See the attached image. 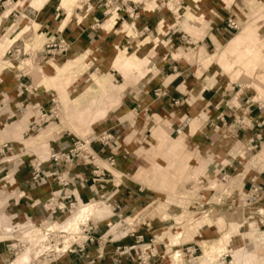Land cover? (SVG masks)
Listing matches in <instances>:
<instances>
[{
    "label": "rangeland",
    "instance_id": "1",
    "mask_svg": "<svg viewBox=\"0 0 264 264\" xmlns=\"http://www.w3.org/2000/svg\"><path fill=\"white\" fill-rule=\"evenodd\" d=\"M28 1L26 3L19 1V5L24 3L25 6ZM34 1L39 7L40 0ZM78 1L85 3V0H76L74 5L77 8L80 7ZM123 1H127L124 5L131 9L136 6L132 12L136 14V18L132 17L127 21L123 18L122 21L125 24L124 27L128 26V28L136 31L135 37L141 32L140 30L137 31L134 24L139 19L140 11L141 13H149L147 11L155 7L158 9L157 13L160 14L159 18L152 24L153 28H148L149 30L146 33L143 32L141 37L145 38L152 34V37L149 38L151 40L152 38L156 39L155 51L148 54L150 58L148 68L156 70L157 63V66H160V63L166 64L167 61L183 62L188 70L186 77L194 83L197 93L199 89L211 93V96L209 95L207 98L211 105H217L224 93L223 99L224 102H227L223 103L225 107L240 105V100L237 97H240L244 92L236 93L237 86L234 84H237L238 87L244 88V91L255 92L251 95L245 94L242 103L249 100L252 104L250 109L252 107L261 108L264 113V0H225L229 1L228 4L224 3L223 0L221 3L220 0H200V3L203 4L202 7L198 0H189L194 2L190 8L187 7L188 0H178L177 3L182 9L187 7L189 10L180 9L173 15L167 11L171 7L170 5L174 4L173 0H130L133 1V5L128 2L129 0ZM118 4L107 6V9H104L103 1L99 2L101 8L99 20L116 19L114 10ZM13 5L9 2L3 4L4 9L0 7V10L5 13L12 11L10 19L11 24H14L10 30L6 29L8 25L0 30V70L13 71L15 84L11 87L17 96L15 103L17 107L22 106L27 110L24 114L17 113L16 117H13V114L6 107L7 97H0V101L4 104V108H0V180L5 177V174L15 163L22 162L26 157L37 162L49 159L52 154L67 149L77 139H92V144L96 143L111 151L110 149L116 146L117 143L115 146L113 143L117 142L120 133L113 135L105 131L101 120L109 113L111 106H117L120 103L119 100L117 104L109 105L112 101L108 100L112 98L109 94L114 91L112 85L106 84L104 86V94L108 95V99L105 101V97V102L100 101L105 105L107 103L110 107L105 115L96 122L84 121L78 115L76 116L77 119H75L76 117H67L64 113L66 108L72 107L75 103L89 106L88 102H84L87 99L83 95L85 96L88 92L91 94L99 93L98 84L95 82L96 78L101 80L100 78L107 77L113 84L117 85L120 82H126L122 75L110 68H107L106 71L97 67L95 62H91L93 56H87L88 54L82 55L76 60L75 57L62 55L36 62L34 53L40 47H36V45L30 47L29 42H27L31 24H27L22 15L18 16L16 13L18 10ZM29 5L32 6L31 2ZM198 6L199 11H195ZM32 7L34 8V6ZM194 7L196 8L194 9ZM103 10L112 13L108 14V17H103ZM220 11L229 14L227 18L225 17L224 22L226 19H233L236 22L238 28L235 32L230 34L224 32L222 30L224 22H221L222 25H217L221 18ZM120 13L124 12H116L118 17ZM12 15H15L16 18H13ZM158 20H162V23L159 27H155ZM100 24L101 21H98L95 26L99 27ZM15 27L20 28V33L13 39H18L16 47L7 39L8 36L14 37L13 30ZM217 29H219L218 33L222 31L223 35H218L216 42L212 37H208L210 44L205 36L209 33H216ZM15 30L14 32H17ZM209 30L211 31L209 32ZM166 32H168L167 38L172 35L171 39H175L173 40L174 43L163 42L162 36ZM14 48L19 49L18 55L12 53ZM230 49L232 50L229 51ZM22 52L28 56H21ZM126 52L128 55H132V51ZM117 53L116 51L111 62L116 60ZM107 66H110V62ZM151 73L153 72L151 71ZM0 83H4V81L0 80ZM134 83L132 80L127 81L129 87ZM224 88L227 89L228 93L223 91ZM126 91L124 89L122 92V99L125 97ZM40 93L49 95L47 97L49 101L46 107L38 109L34 107L32 98L45 99V95L39 97ZM99 96L100 94L94 96L95 101H99ZM114 96L117 97L118 95ZM98 106L93 105V110ZM20 116L22 117L20 118ZM233 119L229 118L230 122L225 120L224 124L220 122V118L218 119L223 132L228 130L231 133L234 132V129H225L232 125ZM154 120L156 119L154 118L152 121L156 126L155 129L151 131L152 123L144 122L137 135L136 145L140 149L139 151L147 150L144 155L139 156L147 167L143 170L147 172L134 179L143 189L150 191L149 194L151 195L135 211L143 208L140 213L145 219V225H149L150 220H159L164 223V229L153 234L155 243H159L161 247V252H156L157 257L150 260L148 264H168L167 258L174 253L179 255L176 264H194L196 258L201 257L204 260L203 264H211L210 262L212 264H264V207L261 209L256 207L257 204L250 205L244 201V195L249 186H256L254 180H252L253 182L249 180L251 179L250 173L260 169L264 174V134L260 132L263 126L260 128L253 127L254 137L255 135L258 137L250 142L251 150L247 145L243 146L233 140L228 141L230 139L228 136H231L229 134L227 139L222 140L225 150L222 153L224 154V156L222 155L224 161H220L219 157H216L211 151L202 153L201 159L198 160L197 154L187 143L189 133L177 137L180 133L179 129L163 120ZM79 121L81 124H78ZM209 121L210 119L207 122ZM192 122L197 127L195 120H192L189 126ZM19 123H21L23 131H18L19 127L14 126ZM48 127H52L55 133L47 134L45 143L38 144L39 142H37L32 146L25 145V148L22 143L26 144V141L22 138L37 136L44 130L46 131ZM233 127L235 128L236 124ZM204 131L206 135L209 134V138L213 142L212 136L219 134L220 127L215 132L213 126L210 127L208 123ZM223 132L219 135H223ZM152 133L158 141L156 147L149 139ZM109 135L112 137L111 140L107 138ZM8 137L13 139H8ZM55 137L58 140H54ZM208 153L213 155L207 158L208 160H202ZM241 153H244L242 157H240ZM236 163H239L241 168ZM93 164L95 167L87 166L96 172V176H93L94 181L90 185H96L98 192L95 193V197L92 196L83 202L95 203L107 200L111 217L103 218L100 222H98L99 220L95 221L94 218H89L85 223L78 224L79 226L73 232L70 230L47 232V228L54 223L65 224L68 222L72 212L78 209L81 201L69 197L64 205L65 209L60 213L55 212L50 218H43L36 223L14 220L22 223L20 226L24 225V227L17 229L19 224H12L13 226L7 227L11 230L8 233H5L3 228L0 229V243L5 245L8 251L5 264H16V261L27 252L33 257V260L28 264L59 263L60 259L70 251L76 250L77 255L81 256L87 250L99 251L107 240H116L127 237L130 233L133 234V217L129 222L127 219H123L119 213L120 204L111 201L109 196H105L103 193L105 185L117 186L119 175L113 167L107 165L104 159L95 156ZM227 165H230V169L236 168L235 171L233 173L231 170L227 171ZM238 173L242 174L235 177ZM174 175H182V178L180 180L176 178L173 181ZM242 181H248L250 185L240 187ZM2 184L3 182H0V187ZM43 206L50 212L51 207H48L46 202ZM260 211L262 212L260 213ZM218 216L221 220L217 218ZM255 217H261V224L255 223ZM136 224L137 221L134 225ZM225 234L228 235V239L223 238L222 235ZM174 236H178L177 241H173ZM35 238H39L41 241L38 243L30 240ZM147 242L144 241L143 243ZM203 245L212 248L208 256L204 255ZM185 249H189V252L193 249V253H185ZM207 258L210 261L206 260Z\"/></svg>",
    "mask_w": 264,
    "mask_h": 264
},
{
    "label": "crops",
    "instance_id": "2",
    "mask_svg": "<svg viewBox=\"0 0 264 264\" xmlns=\"http://www.w3.org/2000/svg\"><path fill=\"white\" fill-rule=\"evenodd\" d=\"M19 1H24V3H26L27 0H0L2 3H13V6H16V10H18V12L16 11L18 16L20 17L22 15V17L26 19V23L31 24L29 26L31 31L29 29V34L27 36V42H29L30 47L36 45V47L38 46L41 48L42 45L49 41L63 40L68 45V52L66 55L72 58L75 57V60L82 55H92L91 62H95L97 67L106 71L107 68H110L122 75L126 82L120 83L127 85V81L132 80L135 82L133 85H130L131 87L127 85L125 97H123V99L121 97L120 103L117 104V106H111L109 113L101 120L105 131L113 135H117L118 132L120 133L117 142L113 143L114 146L115 143H117L116 146L109 151V149L102 148L96 143L90 144V150L96 157L104 159V161L106 158L111 157L114 161L113 168L119 175L117 178V186L110 187L109 185H105L103 193L105 196H109L111 201L120 204L121 210L119 213L123 219L126 218L129 222L133 217V230L131 229L133 234L130 233L127 237L116 240H107L106 244L103 245L99 251L87 250V252L82 253L81 256L77 255L76 250L70 251L60 259L59 263L54 264H135L134 254H138L139 248V245H135L137 243L135 237L137 236L142 237V242L148 241L147 243H153L154 250L160 253L161 247L159 243H155L153 234L164 229V223L159 220H150L149 222L147 219L149 225H145V219L142 218L140 213L143 208L135 211L140 208L141 203L147 201V197L150 195V191L143 189L139 183L134 181V179L139 176L140 172V175H144L145 172H147L143 170L147 167L144 165L143 160L139 158V156L144 155L147 150L139 151L140 149H138L136 145V138L143 123H152V131L156 128L152 122L153 119L163 120L179 129L178 131H180V133L177 137L181 134L186 135L189 133L187 143L197 154L198 160L202 153L211 151L216 157H219L220 161H224V154L222 153L225 150L223 149L224 142H222V140L227 138H223V135H219L223 131L222 125L218 121L219 118L222 120V124H224L225 120H229V118L233 119L234 117L239 119L242 118L244 121L250 122L251 129H239L232 136H228V138L230 137L228 141L233 140L235 143L243 146L247 145L250 150V142H253L255 138L253 127L260 128L263 126L260 132L264 134V113L262 109L257 107H252L250 109L249 107L247 110L245 109L246 105L244 102L242 103L245 94L251 95L255 94V92L244 91V88H240L237 84H234V86H237L236 93L244 92L240 97H237L240 100V105L237 104L236 106L238 109L234 110L233 107L224 106L223 103H227L224 102L223 99L225 93L221 97V101L213 106L207 99L209 95L211 96V93H208L207 90L201 91L200 89L197 93V88L194 87V83L190 82L186 77V72L188 70L183 62L167 61L166 64L160 63V66H157L158 63H155L156 70L154 68H148L150 60L148 54L155 51L157 47L156 39L152 38L151 40L149 38L152 37V34L145 38L141 37L143 32L146 33L149 29L153 28L152 24H154L156 19L160 16V14L157 13L158 9L155 7L147 11L149 13L139 12V19H137L134 24L137 31L140 30L141 32L139 33L140 35L135 37L136 31H134V29L132 30V28H128V26L124 27L125 24L122 22L124 20L123 18H125L126 21L128 20L125 13H120L119 17L117 16L118 14L115 13L116 19L99 20L101 8L99 2L96 0H85V3L78 1V4H80L78 8L74 5L76 4V0H45L37 9L33 8V5H29L32 0H29L25 6L24 3L23 5H19ZM128 2L134 4L133 1L129 0ZM223 2L228 4L229 1L223 0ZM193 3L194 2L189 1L187 7H192ZM198 3H200V0H198ZM200 6L202 7L203 4ZM187 7L184 9L189 10ZM133 8H136V6H133ZM195 8L196 7H194V9ZM198 9L199 6L195 11H199ZM11 12L12 11L5 13L0 10V30L6 25H8L6 28L7 30H10L14 26V24H11ZM220 14L221 18L217 25L224 22L225 17L227 18L229 15L224 11H220ZM12 17L16 18L15 15H12ZM162 20H158L155 27H159ZM98 21H101L99 27L95 26V23ZM15 29L17 32H14ZM19 29V27H15L13 30L14 37L8 36L7 38L9 43L14 45V47L17 46L16 43L18 39H13L20 33ZM218 30L219 29H217L216 33L213 32L214 34L209 33V35L205 36L207 42H209L208 37H212L216 42L218 35H223L222 31L218 33ZM210 31L211 30H209V32ZM167 35L168 32L162 36L164 38L163 42L174 43L173 40L175 39H171L172 35H169L168 38ZM116 51L118 52L116 60L111 62ZM126 51H132V55L134 56L128 55ZM171 55H173V53H171ZM35 60L36 62L41 61L38 55L35 56ZM144 61H147V65L140 71L141 73L137 76L136 74H132L129 68L141 66ZM109 62L110 66L108 67L107 65H109ZM151 71L153 73H151ZM100 79L102 81L108 78L104 77ZM0 80L4 81V83H0V97H7V110L13 114V117H16L17 113L24 114L27 108L25 110L22 106L17 107L15 103L17 96L14 94V89L11 87L15 84L13 71L8 69L0 70ZM109 81L114 85L111 80ZM6 84H8V86H6ZM223 91L228 93L226 88H224ZM42 95H45V93H40L39 97ZM48 96L49 95H45V99ZM45 99L32 98V102L34 106L37 105L39 108H44L49 101L48 98L44 101ZM2 103L3 102L0 101V108L3 109L4 104ZM247 112H249V115H245ZM22 116H20V118ZM208 119H210L209 122H207ZM192 120L196 121L197 127H195L193 122L189 126ZM230 121L231 120H229V122ZM208 123L210 127H220L219 134L212 136L214 138L213 142H211L209 134L206 135L204 131ZM28 125H30V123H28ZM14 126L19 127L18 131H23L21 123ZM53 130L52 127H48L46 131L44 130L39 135L32 136V138L38 140V144L45 143L48 136L47 134L50 135L51 133H55ZM56 138L57 137H55L54 140H58ZM8 139L13 138L8 137ZM22 139L26 141L29 138ZM149 139L156 147L158 141L153 133ZM22 144L25 146L24 143ZM209 147H211V149H208ZM65 150L66 149L59 152H64ZM55 152H58V150H55ZM212 153L206 154L202 160L210 158L213 155ZM243 154L244 153H241L240 157H242ZM46 160L47 161L41 160L37 162L30 157H26L22 162L15 163V165L10 168L9 172L5 174V177L0 180V182H3L0 187V229L3 228L5 233L11 231L7 229V227H10L12 224H19L17 229H22V227H24V225L20 226L22 223L15 221L21 220L24 221V223H36L43 218H50V212H48V209H46L43 204L51 195H70V197L76 198V201L79 200L82 203H91L83 201L92 196L95 197V193L98 192L96 185H90V183L94 181L93 176H96V172L92 173L91 168L80 166L77 163L70 165L54 163L48 159ZM200 163L202 162L200 161ZM236 164L241 168L239 163ZM235 169L234 167L230 169L229 165L227 171L231 170L233 173ZM35 171H37L40 176H45L43 183L39 186L31 185V176ZM242 173L236 174L235 177ZM250 174V182L254 180L255 185L263 191V197L256 206L262 209L264 207V174L260 169H258V171H252ZM57 179L62 180V182L59 183ZM5 185L7 186L4 188ZM246 185H250V183H248V181H242L240 187H246ZM6 189L9 190L7 191ZM109 208L108 204V209ZM254 220L255 223L258 222L261 224V217H255ZM136 221L137 224L134 225ZM122 224L125 225L124 223ZM123 249L127 250L126 253L122 252ZM7 258V247L0 243V264H5Z\"/></svg>",
    "mask_w": 264,
    "mask_h": 264
},
{
    "label": "built area",
    "instance_id": "3",
    "mask_svg": "<svg viewBox=\"0 0 264 264\" xmlns=\"http://www.w3.org/2000/svg\"><path fill=\"white\" fill-rule=\"evenodd\" d=\"M97 2H101L103 1V7L104 9H107V6L110 5H117V8H115L114 13L119 12V11H123L127 18L130 19L132 17L136 18V14L132 13L133 12V7L132 9L128 6L126 7L124 5V3H126L127 1H118V0H96ZM178 0H173V5H170L171 7L167 10L170 14H174L176 12H178V10H184L179 6V3H177ZM7 3V2H5ZM0 2V7H3V4ZM170 3V2H169ZM133 5V4H132ZM169 7V6H168ZM109 11L107 10H103L102 11V16L106 17L108 16ZM106 19V18H105ZM238 28V25L236 24V22L232 19H226V21L224 22V27L222 28V30L224 32H227V34H230L231 32H235ZM68 52V45L63 41V40H52L49 41L48 43L42 45V47L40 48V50L36 51L34 53V56L38 55L41 59V61L46 60V59H50L51 57H58V56H62V55H66V53ZM13 54L18 55L19 54V49H13L12 50ZM25 54L22 52L21 56H24ZM25 56H28V54H26ZM25 91V90H24ZM51 103L53 104V101H51ZM244 104L246 105V108L248 110L249 107L252 106L251 101L246 100L244 102ZM35 108L40 109L37 105L34 106ZM233 109L236 110L238 109V107H234ZM244 114V112H243ZM245 115H249V112L245 113ZM239 120V121H237ZM220 122L222 123V120L220 119ZM236 124V127L234 128L233 126ZM234 129V132L231 133L229 130L228 131H222L223 134V138H226L227 135L231 134V136L237 131V130H243V129H251L250 126V122L244 121L242 118H237L234 117V121L232 123V125L226 127L225 129ZM230 129V130H231ZM213 130L215 132L218 131V127H213ZM223 130V129H222ZM258 135L255 136V138H257ZM108 140H111L112 137L109 135L107 136ZM92 139H87V138H83V139H77L75 142H73L71 144V146H69L64 152H58L56 154H52L48 160L53 161L54 163H63V164H75L77 163L80 166L83 167H87V166H92L95 167V165L93 164V160L95 157V154L92 153V151L90 150V144L92 143ZM99 143H101V141H98ZM102 145H104L102 143ZM252 149V148H251ZM105 162L107 163V165L109 167H113L114 165V161L111 157H108L105 159ZM95 171H92V173H94ZM45 179V176H40L39 173L37 171L32 173L31 176V185L32 186H39L40 184L43 183V180ZM57 181L59 183L62 182V180L57 179ZM93 182V181H92ZM70 197V195H51L49 197L48 200H46L47 206L51 207L50 213L49 215L52 216L55 212L60 213L62 210L65 209V204L67 203L66 200H68ZM263 197V191L261 189H259L257 186H249L248 190L245 192L244 195V201L247 202L250 205H256ZM260 216V215H258ZM135 240H137V243L135 245H139L138 248V254H134L135 256V262L136 264H148V262L150 260H152L154 257H157L156 251L154 250V246L152 245L153 243L149 242V243H143L142 242V237L141 236H137L135 237ZM127 250L123 249L122 252L126 253ZM185 253L188 254H192L193 253V249L191 252H189V249H185Z\"/></svg>",
    "mask_w": 264,
    "mask_h": 264
},
{
    "label": "bare ground",
    "instance_id": "4",
    "mask_svg": "<svg viewBox=\"0 0 264 264\" xmlns=\"http://www.w3.org/2000/svg\"><path fill=\"white\" fill-rule=\"evenodd\" d=\"M44 1L45 0L39 1V5L42 4ZM31 4L34 6L35 9L38 8V5L35 4V1L34 0L31 1ZM111 13L112 12H110L109 15ZM231 50L232 49H230L229 51H231ZM224 64H225V62H224ZM146 65H147V61H144L143 64H141V66H137L136 68H129V70L132 71V74H134V75L136 74V76H137L139 73H141L140 71H142L143 68ZM95 82L98 84L99 93L91 94V92H88V94L85 95L86 97L83 95V97L87 99V101H84V102H88L89 103V106L86 107L85 105L82 106L80 104H76L75 103L72 107H68V109L66 108L64 114L67 117L75 118L78 115V117H82V119L84 121L88 120V121H91V122H96L97 120H99V118H102L105 115V113L107 112L108 108L113 103L114 104L115 103L116 104L118 103V101L121 99L122 92L127 87V85L126 84H123V83H119L117 85H115V84L112 85L108 79H105V80H102L101 81L98 78H96L95 79ZM136 82H137V80H136ZM106 84L112 85V87L114 89V91L111 94H109V95L112 96V98H109V99H108V95H105L104 94V92H105L104 86ZM97 94H100V96H99L100 98L98 97L99 98V101L98 102L95 101V97H96ZM114 95H118V96L115 97ZM105 97H106V99H105ZM104 99H105V101H107V99L108 100H112L110 102V104H109L110 106L107 105V103H106V105L103 104V103H101L102 101H104ZM100 100H102V101H100ZM93 105H99V106L96 107L93 110V108H92ZM75 113H76V115H75ZM78 117H76L75 119H77ZM78 124H81V121H79ZM37 141L38 140H36L35 138H32L31 137L28 140H26V144L25 145L26 146H32V145L36 144ZM45 161H47V160H45ZM140 173H139V176H137V177H140ZM176 178L178 180H180V178H182V175H174L173 176V181H175ZM185 179H187V178H185ZM74 207H75V205H74ZM261 212L262 211H260V213ZM110 215L111 214L109 212L108 204H107V201L106 200H104V201H97V202L91 203V204L90 203H82V202H80L78 209L72 212V216H71V218L69 219L68 222H66L65 224L54 223L51 226H49L46 231L49 232V231H52V230H62V232H65V231H69L70 230V231L73 232L74 230L77 229V226H79L80 223H85L86 221L89 220V218H94L95 221H98L99 220L98 222H100V221H102L101 219H103V218L104 219L110 218L111 217ZM217 218L219 220H221L219 216ZM121 234H119V236H122ZM222 236H223L224 239H228V235L227 234L222 235ZM177 238H178V236H175L174 241H177ZM30 240L32 242H38V243L41 241L39 238L30 239ZM202 248H203V252H204V255L205 256H208L210 254V252H211L210 250L212 249V248L205 247L204 245H203ZM231 250L232 251H235L232 248H231ZM30 255L31 254H29L27 252L24 256L20 257L16 261V264H28V263H30V261L33 260V257H31ZM178 258H179V255L177 253H174L173 255H171V256H169L167 258V260H168L167 262H168V264H176L178 262ZM206 260H209V259L207 258ZM203 263H204V260H202V257H201V258H196V263H194V264H203ZM210 263L212 264V262H210Z\"/></svg>",
    "mask_w": 264,
    "mask_h": 264
}]
</instances>
